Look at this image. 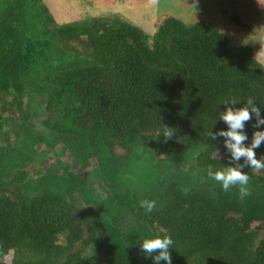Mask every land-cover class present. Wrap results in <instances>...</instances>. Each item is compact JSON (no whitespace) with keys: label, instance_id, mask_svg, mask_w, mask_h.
<instances>
[{"label":"trees","instance_id":"obj_1","mask_svg":"<svg viewBox=\"0 0 264 264\" xmlns=\"http://www.w3.org/2000/svg\"><path fill=\"white\" fill-rule=\"evenodd\" d=\"M193 3H148L163 14L149 32L117 12L60 21L51 0H0V264H157L140 248L157 233L173 239L171 264H264V170L241 169L243 200L207 176L232 163L208 136L227 130L220 101L254 97L264 117V62L208 8L187 20Z\"/></svg>","mask_w":264,"mask_h":264},{"label":"rangeland","instance_id":"obj_2","mask_svg":"<svg viewBox=\"0 0 264 264\" xmlns=\"http://www.w3.org/2000/svg\"><path fill=\"white\" fill-rule=\"evenodd\" d=\"M94 1L95 2H92V0H57L52 3L51 9L54 16L60 21L74 18L77 19L93 14L103 16L102 14L108 15L117 12L120 13L124 18H129L135 24L144 27L149 32L155 31V27L159 24L163 15L162 14L160 17L156 18L153 13H150L146 7L149 1L146 2L144 0H120L119 3L115 6H108L111 4L108 2L107 4H104V0H99L102 3H99L97 0ZM192 1L194 3L190 8V11L194 13L188 14V16H186L187 20L195 21L197 19L204 18L207 20L208 17L213 18L214 15L216 18L213 19H217L222 30L228 32L236 43H244L246 45L255 47L257 49V54L260 60L264 62V0ZM97 2L101 4L100 6H103L105 8H98L95 5V3ZM92 3H94L95 7L91 5ZM185 6L189 7L187 4H185ZM156 8L154 6L152 8V11L156 10ZM194 8H196V10H194ZM200 8L204 10L208 8L207 11L213 13V15L207 17L204 14H200ZM181 11L184 12L185 17L188 12L187 9H183ZM183 19L187 21L185 18ZM4 129H7V126H5ZM15 129L16 127L12 129V132L10 133V135L12 136L11 138L13 139L15 138V136H18V131L17 129ZM140 149L141 148L137 150V153H141L139 152ZM149 152H151V150L148 148V153L146 152L143 154L144 160L150 156ZM141 159L142 158H139L138 160L140 161ZM68 161L70 163V168L73 171L79 173L84 172L81 170V166H78L69 154ZM44 162L41 163L43 164ZM36 166L37 164L33 162H31L27 166V170L31 173L30 176L33 177L35 181L38 176H41L34 175L33 171L36 169ZM44 167L46 166L44 165ZM185 168H188V165H185ZM189 173L190 176L193 177V181H195L197 176L196 170L189 171ZM102 185L103 183H101L100 181L96 182V187H101ZM97 189L102 190V188Z\"/></svg>","mask_w":264,"mask_h":264},{"label":"clouds","instance_id":"obj_3","mask_svg":"<svg viewBox=\"0 0 264 264\" xmlns=\"http://www.w3.org/2000/svg\"><path fill=\"white\" fill-rule=\"evenodd\" d=\"M159 0H149V6H156ZM240 99L229 97L220 101L226 105V110L220 112V118L227 124V130H219L214 133L208 132V136L212 140H216L217 136L224 138V146L230 152L231 162L228 166L219 169L208 166L207 176L219 184L224 192H231L234 187H238V196L240 200L251 195L249 187L251 177L241 169L247 165L250 169L264 170V157L257 159L254 149L259 148L261 143H264V130L255 131L253 138L248 146H245V141L248 139L244 131L246 122L252 119V114H255L256 124L254 127L264 126V117L260 115V108L257 107L254 97H248L243 107H235ZM232 105V106H228ZM176 134V130L166 125L162 128V135L165 139H172ZM241 158L244 163L241 164ZM235 166H232V165ZM140 207L147 213H151L156 208V201L143 199L140 202ZM173 245V239L170 235L150 234L142 240L140 245L141 251L147 256H152L153 253H158L153 259L159 264L161 260L171 264L172 257L169 248Z\"/></svg>","mask_w":264,"mask_h":264},{"label":"water","instance_id":"obj_4","mask_svg":"<svg viewBox=\"0 0 264 264\" xmlns=\"http://www.w3.org/2000/svg\"><path fill=\"white\" fill-rule=\"evenodd\" d=\"M49 1V0H48ZM56 0H51V2L53 3V2H55Z\"/></svg>","mask_w":264,"mask_h":264}]
</instances>
